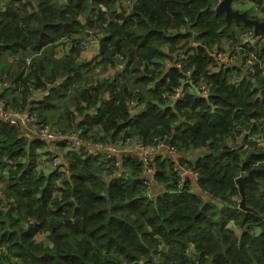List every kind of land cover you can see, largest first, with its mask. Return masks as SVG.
Masks as SVG:
<instances>
[{
  "label": "trees",
  "instance_id": "1",
  "mask_svg": "<svg viewBox=\"0 0 264 264\" xmlns=\"http://www.w3.org/2000/svg\"><path fill=\"white\" fill-rule=\"evenodd\" d=\"M117 1L0 0V58L8 66L0 103L30 105L35 123L62 131L75 130L80 114L86 143L137 138L153 145L159 138L177 152L158 149L168 157L155 158L158 189L149 198L139 159L122 156L115 165L82 146L67 152L65 172H45V143L0 120V264H264V173L246 184L245 209L236 182L243 172L264 170L255 165L264 150L237 140L244 130L264 129V42L246 45L258 55L253 72L242 66L246 59L222 67L212 53L224 51L235 31H254L239 20L228 26L216 10L222 0H137L113 22ZM253 1L242 11L264 21L255 14L264 0ZM87 28L101 39L97 63L107 70L120 54L132 64L130 77L116 73L94 85L93 64L78 60L82 38L74 37ZM63 36L72 47L58 58ZM166 58L182 68L167 67ZM83 69L89 86L71 88ZM202 84L210 86L208 97L200 95ZM14 92L19 98L11 99ZM133 99L143 106L135 113Z\"/></svg>",
  "mask_w": 264,
  "mask_h": 264
},
{
  "label": "built area",
  "instance_id": "2",
  "mask_svg": "<svg viewBox=\"0 0 264 264\" xmlns=\"http://www.w3.org/2000/svg\"><path fill=\"white\" fill-rule=\"evenodd\" d=\"M137 0H121V5L117 1L115 2V18L113 22L117 21V16L122 14L123 12L129 14L135 6ZM221 2V1H220ZM219 2V3H220ZM105 10V9H104ZM96 15V13L94 14ZM93 15V17H94ZM95 28L87 29L86 36L82 40H80V55L78 60L82 61H90L94 65L95 63L99 62L102 57V50H101V39L97 36ZM184 30V29H182ZM102 34V33H101ZM105 35L108 33H104ZM239 38L240 43L236 46H233L229 51H219L213 52L212 55L217 61L219 65L222 67L227 66H234L236 64H242L243 60L246 59L247 67H245V63L242 65L245 67L248 72L254 71V66L256 64L258 55L255 52L250 51L246 48L249 43H263L264 42V34L255 35L253 30L248 31H239ZM199 43L196 41H192V46H197ZM56 54L58 58H61L65 50H70L72 44L70 43V38L67 36H63L59 41L56 42ZM112 44H109L108 49L113 50ZM88 58V60H87ZM33 60V56H27L24 60L25 63V74L26 76L28 72V68L31 65ZM113 64L109 65V71L105 76L103 73L100 76V81L102 78L106 80L115 78L116 73H120V75L125 77H130V71L132 64H129L127 60H124L123 56L120 54H116L112 56ZM167 67L175 66L179 69L182 68L181 63L178 62H168L166 63ZM82 77L80 81L77 82L74 87L75 89H79L82 91L84 88L88 87L89 85L86 84V69L81 71ZM187 76L190 77L191 72H186ZM104 76V77H103ZM94 79V78H93ZM94 85L98 83L97 80L94 79ZM9 84V83H6ZM1 85V83H0ZM11 86L12 82H11ZM14 88V87H13ZM116 89L119 88V83H116ZM200 95L203 97H208L210 94V86L208 84H202L199 88ZM110 93L106 91L104 96L109 98ZM182 96L181 87L177 90V92L170 98L171 102H174L176 99H179ZM32 96L29 97V102L31 101ZM43 99V98H42ZM131 110L135 113L138 109L143 107L139 101L133 99L130 101ZM76 112V111H75ZM95 113V111H93ZM0 120L17 126L23 129H26L30 132V134L34 137H38L42 140L45 145L41 149L42 152V160L46 163L47 172L55 171L56 169L59 172H65V158L67 156V152L69 150H79L83 148L82 146L86 147L89 153L94 152V150H98L99 152L103 153V156L107 159H115V165H120V160H122V156L125 157H135L139 159L142 164V175L147 178V181H144V185L147 186L149 189L148 196L151 198L152 193L151 189L157 184V180L155 178V153L160 148H166L169 153L175 154L177 149L171 146L166 139H159L155 138L153 145H145L141 140L137 138L133 140H125L122 142L118 140L115 144H106L103 145L101 143L92 144L86 143L80 136L84 133V128L81 127L82 125L78 123L80 120V114L77 115V122L75 125V130L70 133H66L62 130H59L53 126L52 123H45L39 125L36 122V118L32 111L30 105L22 108V109H13L3 101L0 103ZM34 124H32V123ZM32 125V126H31ZM264 127V126H263ZM88 135V134H87ZM86 135V136H87ZM239 146L243 147L244 149L248 148L250 144L257 146L258 148H264V129L258 132H251L250 130H244L238 134L237 137ZM259 163H264V160L257 162L255 165L257 166ZM68 164L66 163V166ZM247 174V173H243ZM242 174V176H243ZM184 175H188L189 177L194 178L195 181L198 182L199 175L194 173L192 170H186ZM240 176V177H242ZM183 179V177H182Z\"/></svg>",
  "mask_w": 264,
  "mask_h": 264
},
{
  "label": "water",
  "instance_id": "3",
  "mask_svg": "<svg viewBox=\"0 0 264 264\" xmlns=\"http://www.w3.org/2000/svg\"><path fill=\"white\" fill-rule=\"evenodd\" d=\"M235 1L237 0H222L216 8L217 11L225 12L228 26H230L234 21L239 20L246 25L252 26L254 28L255 35L264 34V21L249 18L246 11L241 12L239 10H233L232 3ZM257 173H264V170H251L246 176L239 177L236 181L242 197L241 205L244 209L246 197L245 186L246 184L253 183L255 181V175Z\"/></svg>",
  "mask_w": 264,
  "mask_h": 264
},
{
  "label": "rangeland",
  "instance_id": "4",
  "mask_svg": "<svg viewBox=\"0 0 264 264\" xmlns=\"http://www.w3.org/2000/svg\"><path fill=\"white\" fill-rule=\"evenodd\" d=\"M253 0H238V1H235L232 3V8L233 10H239L242 12V10L244 9H249V8H254V5L252 3ZM254 2V1H253ZM256 15H258L260 18H264V11H262L261 9H258L257 8V12L255 13ZM84 21V20H83ZM80 33V32H79ZM87 37V36H86ZM239 32L235 31V33L233 34L232 38L227 41V43L222 47L223 50H226V51H229L232 49L233 46H236L238 43H240V38H239ZM258 47V45H257ZM7 55V54H6ZM9 55V54H8ZM24 56V55H23ZM23 56H19L20 58H22ZM88 60V58H87ZM171 61V58H166L165 60V63H168ZM15 62V61H14ZM90 62V61H89ZM6 65V62H3L2 58H0V74L2 72V70H7L8 69V66H5ZM245 67H247V63H245ZM110 71V70H109ZM105 70V66L104 65H101V64H98V63H95L93 65V69H92V74H93V78L95 80H97L98 82L100 81V76L104 74V76L109 72ZM103 76V77H104ZM112 79H115V78H112ZM6 101V100H5ZM7 102V101H6ZM9 103V102H8ZM74 109V108H72ZM71 109V110H72ZM81 119H82V115H80ZM81 121V120H80ZM76 122H77V118H76ZM65 124V123H64ZM263 126H264V123H263ZM57 127H60V125H58ZM56 127V128H57ZM58 129V128H57ZM63 129V128H62ZM64 130V129H63ZM66 133H70L69 130H66L64 131ZM88 137L86 138V141H89L90 140V134L87 135ZM261 150H264V148H260ZM136 159V158H134ZM45 172H47V166L45 165V168L43 169ZM244 173V172H243ZM247 174H243V176H246ZM242 176V177H243ZM43 238V237H41Z\"/></svg>",
  "mask_w": 264,
  "mask_h": 264
},
{
  "label": "crops",
  "instance_id": "5",
  "mask_svg": "<svg viewBox=\"0 0 264 264\" xmlns=\"http://www.w3.org/2000/svg\"><path fill=\"white\" fill-rule=\"evenodd\" d=\"M74 37H76V38H84L85 37V33L84 32L78 33V34L74 35ZM12 98H19V93L18 92L11 93V99ZM40 98H44V96H42V97L32 96L31 101L35 102L36 100L37 101L40 100ZM92 114H93V112H92ZM80 120H82L81 117H80ZM80 120L78 121L79 124L81 122ZM161 157H168V154L166 152L162 153L161 150H158L155 153V158H161ZM192 182L194 184L193 191L196 192V193H200L198 184L194 180H192ZM153 188L154 189H158L157 187H153Z\"/></svg>",
  "mask_w": 264,
  "mask_h": 264
},
{
  "label": "clouds",
  "instance_id": "6",
  "mask_svg": "<svg viewBox=\"0 0 264 264\" xmlns=\"http://www.w3.org/2000/svg\"><path fill=\"white\" fill-rule=\"evenodd\" d=\"M93 15H94V14H93ZM87 29H91V28H87ZM87 29L81 31V32H84V33H85V36H86V30H87ZM81 32H80V33H81ZM77 34H78V33H77ZM262 34H263V33H262ZM75 35H76V34H75ZM84 38H85V37H84ZM71 39H72V38H71ZM82 39H83V38H82ZM59 40H60V39H59ZM59 40H58V41H59ZM55 44H56V43H55ZM55 52H56V46H55ZM247 174H248V173H247Z\"/></svg>",
  "mask_w": 264,
  "mask_h": 264
}]
</instances>
